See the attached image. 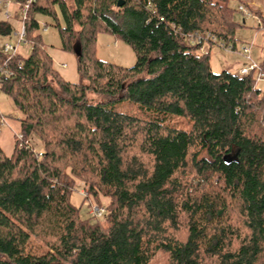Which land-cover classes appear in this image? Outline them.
Masks as SVG:
<instances>
[{
    "label": "trees",
    "instance_id": "trees-1",
    "mask_svg": "<svg viewBox=\"0 0 264 264\" xmlns=\"http://www.w3.org/2000/svg\"><path fill=\"white\" fill-rule=\"evenodd\" d=\"M119 1L34 0L28 55L0 50V92L22 114L12 154L0 147V264H264V94L257 72L215 73L200 51L235 49L236 10ZM41 17L78 82L53 68ZM12 32L0 19V37ZM99 33L130 46L134 65L99 59ZM77 182L83 203L108 199L101 218L71 204Z\"/></svg>",
    "mask_w": 264,
    "mask_h": 264
},
{
    "label": "rangeland",
    "instance_id": "rangeland-1",
    "mask_svg": "<svg viewBox=\"0 0 264 264\" xmlns=\"http://www.w3.org/2000/svg\"><path fill=\"white\" fill-rule=\"evenodd\" d=\"M10 1L12 2V0ZM67 3L70 6L72 4L71 0H67ZM228 5L236 10L233 19L241 25L236 30V38L238 42L235 49L227 50L217 46L207 48L205 45L203 46V53H209V64L213 72L219 73L223 70H228L233 74H238V72L245 67L244 65L247 64L246 59L241 53L242 48L246 46L245 43L253 42L251 47V60L258 65L264 62V29L258 30L257 22L253 18L238 12V8L243 7L254 12H259L263 18L259 20L264 25V0H228ZM17 9V5L13 2L8 7V11L12 15L9 22L13 26V32L11 33V36L0 37V50H3V47L6 44L12 46H16L17 44L14 32L19 31L22 26L20 21L14 18ZM0 19H4L1 9ZM45 22L48 23L50 20L46 17H41L40 33L47 51L52 58L53 68L64 80L73 83L78 82L79 76L77 73L74 53L62 50L61 40L57 29L50 25L43 28ZM29 51L30 47L27 46V43L18 47V54L20 56L26 57ZM95 53L99 59L122 67H131L135 63V55L130 46L107 33H99L97 35ZM253 76L256 77V73H254ZM257 86L264 94V80L258 81ZM96 98L97 97L92 94L89 95V99L96 100ZM0 114L3 116L0 126V147L6 156H10L14 148L15 140L20 136L19 120L22 118V114L16 109L12 99L2 92H0ZM29 144L36 152H39L42 148L41 142L35 136L29 138ZM80 192H84L83 185L82 183L77 182L75 189L70 195V202L74 207L80 209L82 218H88L89 208L91 206H97V203L92 199L91 204L88 201L83 203ZM86 203L90 206H88L89 208H87ZM107 203V198L100 197L99 204L102 208H104ZM35 242L38 243L37 240Z\"/></svg>",
    "mask_w": 264,
    "mask_h": 264
},
{
    "label": "built area",
    "instance_id": "built-area-1",
    "mask_svg": "<svg viewBox=\"0 0 264 264\" xmlns=\"http://www.w3.org/2000/svg\"><path fill=\"white\" fill-rule=\"evenodd\" d=\"M34 2V0H26L25 3L22 6H17V15H18V19L21 23V29L19 31H15L14 32V36L17 39V44L16 46H12V45H8L6 44L3 47V53L5 55H7V61L13 57L14 55H16L18 53V47L21 45L26 44V40H25V26H24V21L27 19V13H28V9L30 4ZM12 2L10 0H0V9L3 13V17L5 20H10L12 18V15L10 14V12L8 11V7L10 6ZM238 10L243 13L244 15H247L248 17L253 18L256 22H257V29H264V25L263 23L259 20V18L257 16L252 15L251 13L248 12V9H245L243 7H239ZM253 42H251V44H246V46H244L241 50V53L243 55V57L246 59L247 64L244 65L245 67H243L238 74L240 76H246L252 72H257V76L256 79L257 81L260 80H264V72H262L260 70V66L256 63H254L251 60V46H252ZM227 50H231L230 48H227ZM201 53H203V46L201 48ZM4 74L5 75H11V72H8V70H4ZM38 156L40 157L41 154L39 153ZM82 196H85L84 192L80 193ZM87 206H89L86 203ZM90 207V206H89ZM104 213V208L99 207V206H91L90 210H89V215L99 219L103 216Z\"/></svg>",
    "mask_w": 264,
    "mask_h": 264
},
{
    "label": "water",
    "instance_id": "water-1",
    "mask_svg": "<svg viewBox=\"0 0 264 264\" xmlns=\"http://www.w3.org/2000/svg\"><path fill=\"white\" fill-rule=\"evenodd\" d=\"M122 2H123V1H122V0H120V1L117 3V6H118V7H120V6H121V4H122Z\"/></svg>",
    "mask_w": 264,
    "mask_h": 264
}]
</instances>
